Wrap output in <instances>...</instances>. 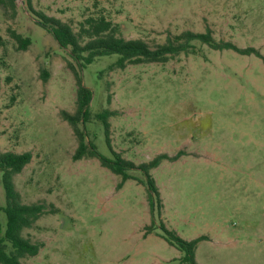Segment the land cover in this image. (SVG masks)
Masks as SVG:
<instances>
[{
	"label": "rangeland",
	"instance_id": "obj_1",
	"mask_svg": "<svg viewBox=\"0 0 264 264\" xmlns=\"http://www.w3.org/2000/svg\"><path fill=\"white\" fill-rule=\"evenodd\" d=\"M29 2L75 31L103 15L120 37L155 46L211 29L217 40L264 56V0H16L15 17L0 6V150L31 153L16 189L23 203L51 212L24 230L40 250L21 261L184 264L161 236L164 223L185 240L204 236L198 264H264V61L197 44L196 54L167 63L112 70L113 55L83 70L92 91L87 139L111 157L97 118L110 110L112 145L124 158L138 165L170 157L151 170L163 202L161 215L157 204L152 215L141 172L119 187L121 177L97 159H73L78 140L61 116L76 110L73 60L37 24ZM12 31L30 40L27 49ZM6 222L0 210L1 236ZM149 226L155 229L146 235Z\"/></svg>",
	"mask_w": 264,
	"mask_h": 264
},
{
	"label": "trees",
	"instance_id": "obj_2",
	"mask_svg": "<svg viewBox=\"0 0 264 264\" xmlns=\"http://www.w3.org/2000/svg\"><path fill=\"white\" fill-rule=\"evenodd\" d=\"M0 6L4 11L11 12L12 17L16 16V0H0ZM28 9L36 17L39 26L50 33L62 48L69 49L73 60L68 62V66L74 74L77 85L76 110L74 113L61 111L62 118L72 126L78 140V147L73 159L75 161L84 158L97 159L104 168L121 177L119 187L128 180L136 179L131 174L132 171L141 172L144 176L141 183L147 189L151 214H154L157 204L159 215H161L163 202L151 170L157 168L164 159L170 157L162 154L149 162L138 165L124 158L112 145L109 118L114 112L110 110L97 114V118L104 129L106 144L111 157L103 155L98 146L87 139V123L91 119L92 91L83 83V70L96 59L113 55L117 56V60L110 66L112 70L116 68L125 69L128 65L167 63L180 54H196L197 44L207 45L213 50H233L242 55L254 54L263 61L264 56L254 48H239L233 42L217 40L211 29L202 33L186 30L169 35L162 44L151 46L142 39L128 40L120 37L118 35L119 27L103 15L88 17L84 22H81L79 30L75 31L70 23L36 11L30 2ZM11 35L20 49H27L30 44L28 38L15 31H12ZM31 158L32 155L29 152L13 153L0 150V176L6 194V206H0V210L6 214L7 218L4 234L0 235V264H24L22 259L36 256L40 250V245L26 238L23 232L25 229L32 228L43 215L51 213L44 204L23 203L21 195L16 189L14 177L23 171ZM52 211L54 212V210ZM154 229V227L149 226L146 229V235L151 234ZM160 229L162 231L161 236L165 241L182 252V263L198 264L196 250L204 236L185 240L164 223L160 225Z\"/></svg>",
	"mask_w": 264,
	"mask_h": 264
}]
</instances>
